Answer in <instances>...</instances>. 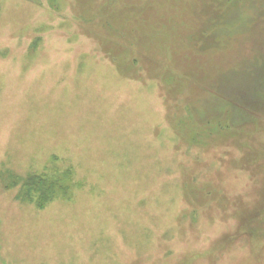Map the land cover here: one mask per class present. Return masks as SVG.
I'll return each mask as SVG.
<instances>
[{
  "label": "rangeland",
  "instance_id": "rangeland-1",
  "mask_svg": "<svg viewBox=\"0 0 264 264\" xmlns=\"http://www.w3.org/2000/svg\"><path fill=\"white\" fill-rule=\"evenodd\" d=\"M0 264H264V0H0Z\"/></svg>",
  "mask_w": 264,
  "mask_h": 264
},
{
  "label": "trees",
  "instance_id": "trees-1",
  "mask_svg": "<svg viewBox=\"0 0 264 264\" xmlns=\"http://www.w3.org/2000/svg\"><path fill=\"white\" fill-rule=\"evenodd\" d=\"M40 179V178H39ZM47 181V180H46ZM46 181L40 180L39 182L44 184V187L48 186V183ZM49 187V186H48Z\"/></svg>",
  "mask_w": 264,
  "mask_h": 264
}]
</instances>
